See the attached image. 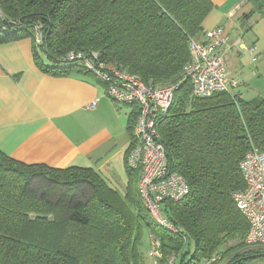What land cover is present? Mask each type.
I'll return each mask as SVG.
<instances>
[{"label":"trees","instance_id":"1","mask_svg":"<svg viewBox=\"0 0 264 264\" xmlns=\"http://www.w3.org/2000/svg\"><path fill=\"white\" fill-rule=\"evenodd\" d=\"M249 1L253 8L242 17L244 25L256 13L264 18V0ZM0 7L16 22L0 31V41L30 36L43 71L93 74L81 65L60 66L61 58L73 50L98 51L146 83L167 84L182 78L191 59L190 39L202 33L213 4L0 0ZM36 25L43 36L39 45ZM137 114L133 108L129 115L132 141ZM157 126L169 169L190 186L183 199L165 202L178 234L153 220L139 193L141 171L127 162L122 191L91 167L29 164L0 150V264H145L140 241L146 230L161 241L160 264L174 252V264H199L215 253L223 259L234 254L227 264H241L258 252L247 248L249 221L233 192L245 188L240 164L246 153L264 151V97L245 99L227 91L194 97L188 79Z\"/></svg>","mask_w":264,"mask_h":264},{"label":"crops","instance_id":"2","mask_svg":"<svg viewBox=\"0 0 264 264\" xmlns=\"http://www.w3.org/2000/svg\"><path fill=\"white\" fill-rule=\"evenodd\" d=\"M211 1L198 39L223 26L230 39L227 66L240 81L236 91L245 99L264 97V18L256 13L244 25L242 17L253 8L249 0ZM34 48L30 36L0 41V150L29 164L91 167L123 191L132 108L125 110L105 95V82L92 73L43 71ZM94 100L98 104L90 109Z\"/></svg>","mask_w":264,"mask_h":264},{"label":"built area","instance_id":"3","mask_svg":"<svg viewBox=\"0 0 264 264\" xmlns=\"http://www.w3.org/2000/svg\"><path fill=\"white\" fill-rule=\"evenodd\" d=\"M11 23L16 22L7 19L0 7V31L6 30ZM42 42L41 25H36L35 44ZM237 43L241 45L242 40L238 39ZM189 45L191 59L184 67L182 78L167 84L146 83L137 74L112 64L98 51H70L61 58L60 65L83 66L105 82V95L118 104L137 109L127 164L141 171L139 193L153 220L174 234L180 232L179 226L165 214V202L183 199L188 195L190 186L183 175L169 169L158 120L169 111L175 92L185 80L191 81L194 97H206L222 91L237 92L240 85V81L230 75L227 66L225 56L230 39L223 26L207 30L202 40L191 38ZM250 50L256 60V47ZM97 104L98 100H94L89 108L93 109ZM240 167L246 184L245 188L233 192V198L249 221L245 242L252 246H264V151L252 148L246 153ZM148 255L153 264H160L163 250L156 235ZM177 256V252L171 254L167 264H174ZM199 264H226V259L222 258V254L215 253L203 258Z\"/></svg>","mask_w":264,"mask_h":264},{"label":"rangeland","instance_id":"4","mask_svg":"<svg viewBox=\"0 0 264 264\" xmlns=\"http://www.w3.org/2000/svg\"><path fill=\"white\" fill-rule=\"evenodd\" d=\"M110 61V60H108ZM115 65H117L116 63H114ZM244 87L242 88V93H243ZM119 105L123 108V109H130L129 105L126 104H120ZM125 190V189H124ZM155 232H157L155 229H153ZM147 232H145L142 236V239L140 241V249L143 253V257H144V262L145 264H153L152 259L149 257L148 253L149 250L152 246V239L154 238V235L151 234L148 230H146ZM152 231V232H154ZM247 248H252L255 251L253 253L252 257H249L248 259H245L241 264H264V246H252V245H247ZM245 250V249H243ZM193 252V248L191 249V253ZM238 252H242V249H240ZM234 256V254H231L229 256H226V264L228 262H230L232 260V257ZM190 257V256H189Z\"/></svg>","mask_w":264,"mask_h":264}]
</instances>
